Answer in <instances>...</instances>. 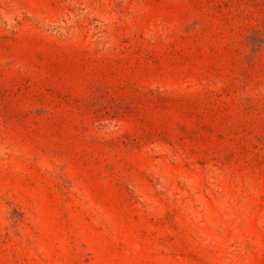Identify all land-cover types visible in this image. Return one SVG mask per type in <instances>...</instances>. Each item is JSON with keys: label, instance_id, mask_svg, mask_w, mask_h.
I'll return each mask as SVG.
<instances>
[{"label": "rangeland", "instance_id": "1", "mask_svg": "<svg viewBox=\"0 0 264 264\" xmlns=\"http://www.w3.org/2000/svg\"><path fill=\"white\" fill-rule=\"evenodd\" d=\"M0 264H264V0H0Z\"/></svg>", "mask_w": 264, "mask_h": 264}]
</instances>
